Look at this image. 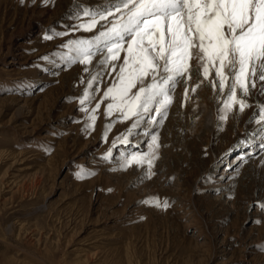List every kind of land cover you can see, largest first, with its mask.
Here are the masks:
<instances>
[{"label":"rangeland","instance_id":"obj_1","mask_svg":"<svg viewBox=\"0 0 264 264\" xmlns=\"http://www.w3.org/2000/svg\"><path fill=\"white\" fill-rule=\"evenodd\" d=\"M118 4L0 0V264H264L261 82L225 111L230 75L213 86L192 49L166 117L129 134L101 103L111 67L88 88L102 54L70 62L74 42L126 18Z\"/></svg>","mask_w":264,"mask_h":264},{"label":"snow or ice","instance_id":"obj_2","mask_svg":"<svg viewBox=\"0 0 264 264\" xmlns=\"http://www.w3.org/2000/svg\"><path fill=\"white\" fill-rule=\"evenodd\" d=\"M121 8L127 10L126 18L100 31L95 40L74 42L75 55L70 62L87 66L97 53L102 54L98 61L101 69L95 75L90 73L88 88L100 82L105 67H111V72L116 73L115 81L104 92L101 103L110 99L107 115L115 111L122 120L133 121L129 134L145 116L152 114L151 123L162 122L166 117L175 86L181 79H191L192 49L205 61V78L209 67H215L218 79L212 81L213 86L218 83L224 88L230 75L225 111L235 104L244 110L237 88L247 96L249 86L255 88L259 80L264 91V0H119L115 11L120 12ZM112 15L107 11L100 18L107 20ZM97 23L93 18L88 30ZM121 52L126 55L117 67ZM84 70L89 71L87 67ZM94 98L86 89L80 104ZM99 107L97 103L92 110L93 122ZM156 139L153 135V143ZM123 142L128 143L127 139ZM132 159L137 164L143 162L136 156ZM148 163L151 167V161Z\"/></svg>","mask_w":264,"mask_h":264},{"label":"bare ground","instance_id":"obj_3","mask_svg":"<svg viewBox=\"0 0 264 264\" xmlns=\"http://www.w3.org/2000/svg\"><path fill=\"white\" fill-rule=\"evenodd\" d=\"M226 174H228V173H226Z\"/></svg>","mask_w":264,"mask_h":264}]
</instances>
